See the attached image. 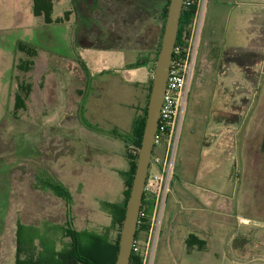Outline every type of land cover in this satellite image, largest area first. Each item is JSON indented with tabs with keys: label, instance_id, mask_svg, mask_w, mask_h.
I'll list each match as a JSON object with an SVG mask.
<instances>
[{
	"label": "rangeland",
	"instance_id": "1",
	"mask_svg": "<svg viewBox=\"0 0 264 264\" xmlns=\"http://www.w3.org/2000/svg\"><path fill=\"white\" fill-rule=\"evenodd\" d=\"M93 1L91 8L87 3L82 6V0L71 6L75 14L67 34L58 30L55 35L53 26L59 25L50 26L44 18L8 21L0 16V264L15 262L18 221L25 224L26 233L31 226L37 229L39 236L33 242L55 239L56 248L61 245L59 240L68 238L64 226L108 239L118 237L101 201L124 203L126 175L133 172L134 176L136 163L127 155L129 142L119 133H131L146 106L148 109L154 75L151 66L155 70L167 0H135L148 11L142 24L144 33L131 40L109 39L104 26H121V20L114 16V8L111 15L97 14L104 9L98 6L104 0ZM68 8L66 0L58 2L55 15ZM18 40L38 50L35 64L27 72L16 67L20 59L29 58L16 49ZM227 44L220 42L218 54L215 48L204 46L202 60L199 49L176 153L180 145L193 151L200 139L214 135L216 116L220 119L240 109L242 96L250 98L251 148L264 139V82L249 88L243 84L245 72L237 68L238 52L230 51ZM234 57L235 66L228 69L226 61ZM144 58H148L147 74L145 66H132ZM22 80L32 84V91L27 108L15 111V93ZM158 146L155 154L160 152ZM249 170L251 176L258 174L256 166ZM260 173L264 174V168ZM40 176L61 181L72 199L66 201L43 189ZM249 184L253 202L241 211L249 218L251 229L263 231L264 215L257 209L262 202L264 205V183ZM194 256L188 264H208L198 263L197 254ZM224 264H264V257H249L234 249L231 262Z\"/></svg>",
	"mask_w": 264,
	"mask_h": 264
},
{
	"label": "crops",
	"instance_id": "2",
	"mask_svg": "<svg viewBox=\"0 0 264 264\" xmlns=\"http://www.w3.org/2000/svg\"><path fill=\"white\" fill-rule=\"evenodd\" d=\"M60 1H54L53 18L65 19L48 24L59 25L53 26L55 35L58 30L62 34L69 32L67 25L75 14L71 6L76 0H66L69 8L55 15ZM85 3L90 8L95 6L93 0H82L81 5ZM98 6L104 7L103 2ZM102 11L97 14H104ZM1 15L9 18L8 21H15L17 17L20 21L43 19L42 15H34L33 0H0ZM222 40L228 43L230 51L242 50L245 55L242 64L237 66L245 72L243 84L248 88L262 85L264 0H209L200 36L199 59L204 55V46L215 48L218 54ZM234 60L226 61L230 64L228 69L234 68ZM219 64L222 65V60ZM145 67L147 74L149 69ZM240 103V109L231 110L220 119L216 116L217 131L209 138L200 139L195 150L185 144L177 148L153 264H188L195 259V254L198 263L224 264L231 262L234 249L249 257H264V230L251 229L249 218L242 213L253 202L250 181L258 186L264 183V174L260 173V168H264V139L251 148L249 96H242ZM158 147L157 154L164 153V144ZM250 166L257 167V175L249 174ZM262 204L257 210L264 215ZM139 237L147 239V232L140 233Z\"/></svg>",
	"mask_w": 264,
	"mask_h": 264
},
{
	"label": "trees",
	"instance_id": "3",
	"mask_svg": "<svg viewBox=\"0 0 264 264\" xmlns=\"http://www.w3.org/2000/svg\"><path fill=\"white\" fill-rule=\"evenodd\" d=\"M55 0H33V13L36 16L42 15L46 24L53 22H60L65 18H53ZM169 0L162 9V33L165 25L167 9ZM196 10V4L192 3L187 5L186 0L183 4L182 14L180 18V25L177 36V43L180 42L184 37L190 34V26L194 17ZM69 12H65L68 15ZM162 36V35H161ZM161 42L159 44V48ZM16 49L18 51L24 52L29 57L28 59L22 58L16 67L25 72L32 69L35 64L34 58L38 55L37 48L30 44L29 42L18 40L16 42ZM159 51V50H158ZM158 51L156 52V57L158 56ZM245 55H243L242 50L238 51V63L242 64ZM235 59V57H234ZM148 62V58L140 59L139 62L133 64L132 66L140 67L145 66ZM153 65V64H152ZM154 66V65H153ZM152 71H154V67ZM153 74V73H152ZM152 84V81H150ZM150 89H151V85ZM32 91V84L25 81H20L18 89L15 93L14 109L15 111L23 108H27V99ZM149 98V94H148ZM147 114V106L144 109V115H141L139 119L136 120L134 129L129 134L119 135L125 138L129 143L127 148V155L129 159L135 164L138 157V149L141 145L145 120ZM136 168V167H135ZM135 171V170H134ZM133 172L126 175V200L124 203H117L111 201H101L102 208L106 210L112 217V222L118 229V237L116 239H108L107 236H102L98 233L91 232L89 230H74L67 226H64V234L66 237H71L72 242H64L63 247L56 248V240L49 239L50 242H33L38 239V231H34L35 228L30 227L29 233L25 231L26 226L21 221H18L17 226V242H16V255L14 264H115L117 254H118V243L119 236L122 228V223L125 217L126 205L129 197V192L133 180ZM41 186L43 189H50L58 197L69 201L72 199L71 191L66 187L61 181L56 179H49L41 177L39 178ZM148 208V203L144 202L143 208ZM149 229V220L139 218L136 239L140 238L139 235L142 232H147ZM36 233V234H35ZM64 236V237H65ZM141 239V238H140ZM130 264H142V256L137 253H132Z\"/></svg>",
	"mask_w": 264,
	"mask_h": 264
},
{
	"label": "built area",
	"instance_id": "4",
	"mask_svg": "<svg viewBox=\"0 0 264 264\" xmlns=\"http://www.w3.org/2000/svg\"><path fill=\"white\" fill-rule=\"evenodd\" d=\"M208 2L209 0H186L187 5L196 4L190 34L180 42L176 41L174 46L155 136V146L164 144V153L155 154L153 152L144 191L148 208H143L142 204L139 215V218L149 220L147 239H135L132 248V253L142 256V264H153L156 242L175 169L178 130L190 82L194 75Z\"/></svg>",
	"mask_w": 264,
	"mask_h": 264
},
{
	"label": "water",
	"instance_id": "5",
	"mask_svg": "<svg viewBox=\"0 0 264 264\" xmlns=\"http://www.w3.org/2000/svg\"><path fill=\"white\" fill-rule=\"evenodd\" d=\"M183 4L184 0H169L161 47L152 79L141 145L138 149L136 168L120 232L119 248L115 264H130L132 248L137 234L139 215L143 204L146 180L155 147V136L159 125L161 106L167 85L173 50L177 41Z\"/></svg>",
	"mask_w": 264,
	"mask_h": 264
},
{
	"label": "flooded vegetation",
	"instance_id": "6",
	"mask_svg": "<svg viewBox=\"0 0 264 264\" xmlns=\"http://www.w3.org/2000/svg\"><path fill=\"white\" fill-rule=\"evenodd\" d=\"M119 4H115L109 2V0H104V14L103 15H111V9L114 8L113 14L114 16H117L118 19L121 20L120 25L121 26H111L108 29V25L104 26L106 28V32L109 34V39L112 40L113 38H128L131 39H137L140 35H142L145 31V18L144 15H147L148 9L146 6L139 5L135 0H119ZM145 0H143L144 2ZM109 3V4H108ZM162 18V16H161ZM160 18V19H161ZM109 19H105V21H108ZM116 22V21H115ZM119 29L121 32H119ZM103 32V30H102ZM104 33V32H103ZM152 50V49H151ZM153 51V50H152ZM151 51V52H152ZM61 242V245H57V248H61L64 245V242H72V238L68 237L66 240H59Z\"/></svg>",
	"mask_w": 264,
	"mask_h": 264
}]
</instances>
